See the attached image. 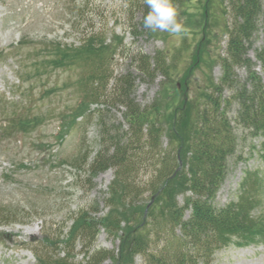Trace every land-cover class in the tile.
I'll return each instance as SVG.
<instances>
[{"label":"rangeland","instance_id":"1","mask_svg":"<svg viewBox=\"0 0 264 264\" xmlns=\"http://www.w3.org/2000/svg\"><path fill=\"white\" fill-rule=\"evenodd\" d=\"M82 1L0 0V264H35L34 252L43 248L54 257L57 251L50 239L59 240L66 234L67 237L80 211L107 219L118 209V202L109 195L113 171L89 181L87 165L82 162L87 156L90 163L100 150L95 110L101 111L105 125L121 124L127 129L123 117L126 109L101 103V97L93 102L85 100V106L78 109L85 92L94 87L82 80L89 79V66L57 56V44L74 48L80 45L71 29V12L76 13L75 6ZM180 1L176 7L186 31L179 36L160 31L147 34L141 28L133 35L122 13L121 0L89 1V6L94 2L98 7L92 17L93 25L106 30V44L119 45L118 40H123L126 47L113 57L111 64L102 62V72L107 70L106 75L112 73L113 78L129 72L135 78L134 101L142 109L159 106V123L164 130L162 151L174 147L170 138L174 102L178 108L184 101L185 115L191 122L196 106L219 84L228 39V0ZM89 13L85 10L84 16ZM261 46L259 32L248 52L251 61H256L255 50ZM139 52L152 58L161 55L166 74H156L154 79L140 76L131 61ZM255 71L262 77L258 67ZM235 74L240 81L247 77L244 68L235 69ZM100 90L103 89L97 92ZM81 115H88L87 119ZM9 117L19 123L10 125ZM262 141L250 139L247 134L241 137L216 194V206L236 199L245 170L261 168L264 172V161L254 153ZM187 195L175 196L174 200L183 206ZM138 202L146 207L147 194ZM143 218L145 221L146 216ZM38 223L39 230L35 226ZM147 223L151 229L153 220L148 218ZM123 224L115 234L99 228L93 250L112 252L118 258ZM51 251L55 253L51 255ZM74 253V262H85L80 244ZM62 254L65 252L60 251L61 258ZM102 264L117 263L106 260ZM131 264H143V259L136 257ZM211 264H264V241L221 250L215 253Z\"/></svg>","mask_w":264,"mask_h":264},{"label":"trees","instance_id":"2","mask_svg":"<svg viewBox=\"0 0 264 264\" xmlns=\"http://www.w3.org/2000/svg\"><path fill=\"white\" fill-rule=\"evenodd\" d=\"M89 1L83 0L75 6L76 13L71 12L74 19L71 29L80 45L74 48L57 44V56L63 61L66 56L71 62L83 61L89 66V79L82 80L94 87L86 91L85 100L93 102L101 97L104 99L101 103L126 109L123 117L127 129L121 124L105 125L101 111L95 110L100 126V150L90 163L87 156L82 162L87 165L89 181L107 170L113 171L109 195L118 202V209L107 219L80 211L68 238L66 234L65 239H50L57 251H51V255L55 256H50L46 248L36 250L37 263L102 264L112 260L131 264L135 257H141L143 264H211L215 253L221 250L264 241L263 169L245 170L236 199L220 207L214 204L227 174L228 161L235 155L242 136L263 139L258 151L252 149L264 161V0H228L223 75L204 102L196 106L193 121L185 115L184 101L178 108L174 102L170 129L174 147L163 151L159 106L142 109L134 101L135 78L129 72L115 78L112 73L106 75L107 70L102 72V62L111 64L113 57L126 47L123 40H118L119 45L106 44V30L93 25L92 17L98 7L94 2L89 6ZM121 2L133 35L137 28L154 34L143 26L148 12L144 0ZM174 3L182 2L174 0ZM85 10L91 13L84 16ZM259 32L262 46L255 50L253 62L248 52ZM131 61L140 76L154 79L156 74H166L161 55L152 58L139 52ZM257 66L262 77L255 71ZM239 68L247 71L244 81L235 74ZM111 78L113 84L109 86ZM99 88L103 90L98 93ZM85 100L78 109L85 106ZM145 194L147 209L138 202ZM184 194L189 195L180 206L174 198ZM108 203L110 207L111 200ZM148 218L153 220L151 229L147 227ZM121 223L125 228L118 258L112 252L93 250L99 228L115 234L121 231ZM77 244L83 249L85 262H74ZM60 251L65 252L62 258Z\"/></svg>","mask_w":264,"mask_h":264},{"label":"clouds","instance_id":"3","mask_svg":"<svg viewBox=\"0 0 264 264\" xmlns=\"http://www.w3.org/2000/svg\"><path fill=\"white\" fill-rule=\"evenodd\" d=\"M148 8L143 18V26L151 32H167L173 36H179L186 31L183 18L174 0H144Z\"/></svg>","mask_w":264,"mask_h":264}]
</instances>
